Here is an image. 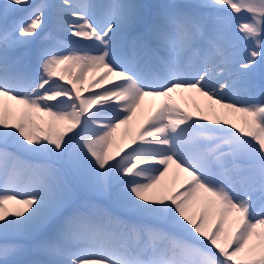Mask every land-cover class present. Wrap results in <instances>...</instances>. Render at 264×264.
<instances>
[{
	"label": "snow or ice",
	"instance_id": "6c2138e0",
	"mask_svg": "<svg viewBox=\"0 0 264 264\" xmlns=\"http://www.w3.org/2000/svg\"><path fill=\"white\" fill-rule=\"evenodd\" d=\"M49 15L90 43L33 48ZM178 90L239 124L195 104L193 120ZM145 98L157 108L116 143ZM0 240V264H264V0L0 4Z\"/></svg>",
	"mask_w": 264,
	"mask_h": 264
},
{
	"label": "bare ground",
	"instance_id": "6f19581e",
	"mask_svg": "<svg viewBox=\"0 0 264 264\" xmlns=\"http://www.w3.org/2000/svg\"><path fill=\"white\" fill-rule=\"evenodd\" d=\"M91 2L106 4L109 2V0L108 1L107 0H91ZM37 3H40V1L38 0L35 2V4H37ZM47 3H49V2L47 1ZM50 3L51 4H57V3H59V1L57 2L56 0H50ZM49 25L53 28V20H52L51 16L48 17L46 27ZM54 32L62 38H66V39H70V40H76L77 42L90 43L88 41L78 40L77 38L72 37L70 35V33H67V32L60 30V29H55ZM233 40H234V44H235V49H234L235 59L242 61L244 56L246 55L245 50L248 47V45L245 42H243L242 40L236 39L235 37H233ZM75 46H77V45L75 44ZM236 67H238V64L236 65ZM100 71H103V70H100ZM99 74L100 73L97 72L95 75L99 76ZM92 75H93V73H90L89 77ZM87 79H85V81H87ZM256 80H257V83L259 84L260 78H258V76H256ZM105 86H108V85L106 84ZM70 87H71V85H70ZM92 91H101V89L94 87L92 89ZM89 94H90V92H88V91H82V95H84V96H87ZM171 95H172L173 101L175 103H177L181 109H183L185 112H188L192 115L193 120H199V114L196 113L195 108L193 107V105L195 104L196 106H198L201 109L202 114L208 115V120L200 121L201 123H205V124H209V126H213L210 123L211 120L213 118H219L221 121H223L224 119H228L229 121H232V122L239 124V114L230 113L225 109H221L218 105L213 106L215 109L213 111L211 108L207 107V105L210 104V102L207 101L206 98L201 97L199 95V93L181 92L178 90L177 92H174ZM225 102H230V97L227 98L225 100ZM113 103H115V102H113ZM12 104H13V118L19 119L23 106L15 104V102H12ZM158 104H159L158 98L157 99L145 98V100L142 102L141 109L137 110V112L133 115V117L129 121V123L126 125H121L114 132L113 136H114L116 143H118V144L127 143L129 140V137L136 134L141 129V127L145 125V119L153 111H155ZM97 107H98L97 105H94L92 110H95ZM110 114L111 113H102V115H110ZM39 116L42 117V119H36V123L39 124L42 128H46L47 117L44 116L43 113H40ZM221 126L222 127H228L230 131H235V129H231L230 124H228V125L222 124ZM185 179H186V174L180 173L178 169H175L174 165H171L169 173L163 178V182L169 186L170 190L180 191V190H182L183 182ZM18 197H19L18 199L24 198L23 195H20ZM199 207H200L199 205H195V206H193L192 210L193 211H199ZM22 208H23L22 205L14 204V210L13 211H15L17 209H22ZM25 214H27V213H25ZM212 223H213V217L210 215L209 219H208V226L211 227ZM0 243H3V241L0 240Z\"/></svg>",
	"mask_w": 264,
	"mask_h": 264
},
{
	"label": "rangeland",
	"instance_id": "374dc122",
	"mask_svg": "<svg viewBox=\"0 0 264 264\" xmlns=\"http://www.w3.org/2000/svg\"><path fill=\"white\" fill-rule=\"evenodd\" d=\"M37 0H31V2L33 3V4H35V2H36ZM40 2H44V3H47V1L48 2H50V0H39ZM57 2L59 1V3H60V0H56ZM108 1V0H107ZM142 1H144V0H136V2H140V3H143ZM150 3H155V2H160V0H148ZM5 2V0H0V4H2V3H4ZM49 4H51V3H49ZM50 16V15H49ZM49 32H52L53 33V35L55 36V38L57 39V40H59V41H62V42H64L65 44H67V45H69V46H72V47H81V46H85V45H88L89 43H87V42H77L76 40H70V39H66V38H62V37H60V36H58L55 32H54V28H52L50 25L49 26H47L45 29H44V32H42L41 33V35L39 36V37H37L36 38V42H35V44L33 45V48H35V47H38L41 43H42V41H43V37L45 36V34H47V33H49ZM49 43V42H48ZM75 44L77 45V46H75ZM32 65H33V67H35V61H34V59H33V61H32ZM72 73H73V76H75V73H76V69L75 68H73L72 69ZM66 76H67V74H65ZM89 75H90V72L89 73H86V76H85V79H87L88 77H89ZM257 76H258V78H260V74L258 73L257 74ZM60 83H65L64 81H60ZM65 86H67V87H70V85H67V84H65ZM58 99H61V98H58ZM62 99H66V98H62ZM47 120H48V118H47ZM47 122V121H46ZM46 127H47V125H46ZM62 128H63V125L62 124H58L57 125V129L56 130H62ZM46 129V128H45ZM19 198V197H18ZM14 204L15 203H11V202H9L8 204H6V208L9 210V212H12L13 210H14Z\"/></svg>",
	"mask_w": 264,
	"mask_h": 264
}]
</instances>
